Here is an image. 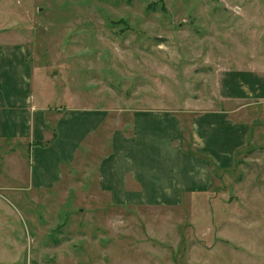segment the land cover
<instances>
[{"label":"rangeland","instance_id":"rangeland-1","mask_svg":"<svg viewBox=\"0 0 264 264\" xmlns=\"http://www.w3.org/2000/svg\"><path fill=\"white\" fill-rule=\"evenodd\" d=\"M263 18L264 0H0V27L32 60L122 122L138 106H209L222 71L264 42ZM113 125L55 188L0 187V264H264V115L191 210L111 201L98 175Z\"/></svg>","mask_w":264,"mask_h":264},{"label":"crops","instance_id":"crops-1","mask_svg":"<svg viewBox=\"0 0 264 264\" xmlns=\"http://www.w3.org/2000/svg\"><path fill=\"white\" fill-rule=\"evenodd\" d=\"M3 28L2 189L55 188L64 166L73 163L88 138L114 118L111 148L99 164L100 188L116 205L191 210L199 197L211 193L218 176L234 167L254 121L264 115V42L247 52L238 67L222 71L217 100L212 98L209 106H138L131 109L130 120L122 122L117 117L123 111L109 105L75 102L81 92L72 95L70 82H57L32 60L24 34ZM56 97L62 98L58 104Z\"/></svg>","mask_w":264,"mask_h":264}]
</instances>
